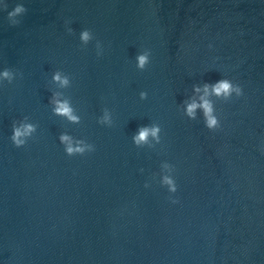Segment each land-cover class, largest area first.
I'll list each match as a JSON object with an SVG mask.
<instances>
[{"label":"water","instance_id":"1","mask_svg":"<svg viewBox=\"0 0 264 264\" xmlns=\"http://www.w3.org/2000/svg\"><path fill=\"white\" fill-rule=\"evenodd\" d=\"M137 54L74 107L79 124L63 117L0 181V264H264V0H204ZM222 78L243 95L211 97L209 131L184 104ZM153 123L161 143L137 148ZM61 133L95 151L69 157Z\"/></svg>","mask_w":264,"mask_h":264},{"label":"clouds","instance_id":"2","mask_svg":"<svg viewBox=\"0 0 264 264\" xmlns=\"http://www.w3.org/2000/svg\"><path fill=\"white\" fill-rule=\"evenodd\" d=\"M3 7L6 9L7 4ZM27 9L22 4H17L11 11L7 13L8 19L12 25L19 23L17 17L25 14ZM72 32V29H68ZM93 34L90 30L84 29L80 32V41L82 44L87 45L91 40H93ZM97 55L102 54L101 44L97 41ZM151 52L150 50H144L143 52L136 55V67L143 71L150 64ZM17 73L11 69H4L0 71V84L7 81L11 84L16 78ZM52 81L59 85L60 88L70 87L71 80L68 75L60 70L55 71L52 74ZM194 92L200 94L198 99L193 98L190 102H185L184 104V115L191 120L197 119L198 110L202 113L203 121L205 127L209 131H215L221 127V121L217 114L215 103L211 97H216L218 100L229 101L235 97H240L243 95V89L239 84L233 83L230 79L222 78L215 82L214 84L205 83L203 87L194 86ZM62 93H53L50 99V104L52 105V112L56 116L64 117L67 121L73 124H79L81 122V117L76 114V111L72 105L70 99H61ZM140 98L146 99L147 93L140 92ZM98 123L103 126H111L113 124L112 113L107 108L103 110V114L99 117ZM37 131V125L30 122L28 117H24L22 120L14 121L12 124V134L10 140L13 145L17 148L25 146L33 134ZM161 126L157 123L142 125L138 127L135 134L132 136V141L137 148H142L147 146L149 148H154L156 144L161 143ZM59 142L64 146V151L69 157L72 156H83L87 153L95 151V145L87 142L84 139H76L68 133H61L58 137ZM154 142V143H153ZM161 169L163 174L161 175L160 183L162 186L166 187L169 193H176L178 186L174 178L175 168L172 164L168 162H162ZM143 171V170H141ZM145 184V187H148ZM178 201L173 199L172 203H177Z\"/></svg>","mask_w":264,"mask_h":264}]
</instances>
